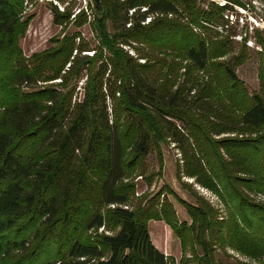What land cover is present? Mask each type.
I'll list each match as a JSON object with an SVG mask.
<instances>
[{
    "label": "trees",
    "instance_id": "trees-1",
    "mask_svg": "<svg viewBox=\"0 0 264 264\" xmlns=\"http://www.w3.org/2000/svg\"><path fill=\"white\" fill-rule=\"evenodd\" d=\"M23 2L0 0V264H219L226 250L264 264V31L252 36L261 50L249 93L236 73L248 36L233 39L229 5L101 0L102 13L65 32L71 0L51 8L60 36L26 58ZM167 143L178 175L218 211L177 199L190 219L180 222L170 189L134 197L136 177L160 178ZM153 220L180 241L178 262L152 244Z\"/></svg>",
    "mask_w": 264,
    "mask_h": 264
},
{
    "label": "rangeland",
    "instance_id": "rangeland-1",
    "mask_svg": "<svg viewBox=\"0 0 264 264\" xmlns=\"http://www.w3.org/2000/svg\"><path fill=\"white\" fill-rule=\"evenodd\" d=\"M60 1L71 3V1L69 0ZM209 1H213L215 4H218L220 6L226 4L231 7V10L225 12V17H228L227 26H229L234 32L233 39L237 43L241 42L242 37L248 36L246 45L250 49V57L242 66H240L236 70V73L239 79L244 82L245 87L247 88L249 93L258 91V63L255 52L260 51L261 48L255 43L252 36L256 30L264 31V2L261 0H241L244 6H238L228 3L226 2V0ZM60 5L64 7V9L70 7L69 5L61 3ZM52 7H56L53 2L45 1L34 5V7L29 9L27 13H23V17L32 15L25 35L19 41V46L26 58H28L33 53L40 52L48 48L52 45V43H50V39L55 38V36H60L59 34L62 30L61 27L54 25L52 22ZM94 14L95 12L93 10L90 18L86 19L87 23L92 20ZM75 30V27L72 25V20H70L65 29V32H73ZM77 30L80 31L81 36L85 41H89L90 48H92L94 46V38L90 33L88 24H85L83 27ZM218 30L221 31V29ZM76 41L78 42L79 40L77 39ZM84 54L91 55L92 52H86ZM83 81L84 80L78 83V88L76 89V91L79 90V98L81 97L82 92L79 87ZM51 83L52 82L46 84L39 83L37 84V88L43 85H50ZM54 83L57 82L55 81L53 82V84ZM162 151L163 170L161 171L160 178L155 177L152 185L148 187L146 182H144L140 176L136 177L134 179V183H136L134 197L138 198L143 195H147L148 197H150L161 188H164L166 190L170 189L175 196L173 197V195L170 194L165 195H167L168 200L171 201L180 222L186 221L189 223L190 219L186 213V210L184 209L182 204L177 201V199H181L193 205H198V202L196 201L197 198L203 199L214 209H216V211H218L221 206L218 203L217 198L212 193L194 184L192 179L184 178L178 175V168L180 169L181 166L180 154L176 150L174 145L171 143H167L166 145H163ZM149 164L151 167H154V169L157 168L156 161L154 159H149ZM259 200L264 201V199ZM102 231L103 229H99L98 233H101ZM148 231L152 244L158 250L163 251V254L166 257L172 258L176 262L180 260L182 254L180 241L163 221H150L148 223ZM189 255L190 252L187 250V256ZM215 257L218 260L219 264H235L237 261H240L244 264H255L249 259H246L230 250H226V252L216 251Z\"/></svg>",
    "mask_w": 264,
    "mask_h": 264
},
{
    "label": "built area",
    "instance_id": "built-area-1",
    "mask_svg": "<svg viewBox=\"0 0 264 264\" xmlns=\"http://www.w3.org/2000/svg\"><path fill=\"white\" fill-rule=\"evenodd\" d=\"M53 2V4L56 6V8L58 9L59 12H63L64 11V7H62L60 5V2H58L57 0H24L23 2V7H24V13H27L29 9H31L32 7H34V5L42 3V2ZM71 1V0H69ZM74 7L71 9L70 12V20H74L76 19V17L80 14H84L88 19L90 18V15L93 11V7L91 5L90 0H74ZM62 4V3H61ZM65 5H68L69 3L66 2L64 3ZM141 11H146V8H142ZM134 12V10H129L128 15H132V13ZM150 20V17H148L146 19V23ZM129 26V25H127ZM114 207V206H111ZM123 208H127L126 206H124ZM100 230H102V228H100Z\"/></svg>",
    "mask_w": 264,
    "mask_h": 264
},
{
    "label": "water",
    "instance_id": "water-1",
    "mask_svg": "<svg viewBox=\"0 0 264 264\" xmlns=\"http://www.w3.org/2000/svg\"><path fill=\"white\" fill-rule=\"evenodd\" d=\"M95 13H102L101 0H90Z\"/></svg>",
    "mask_w": 264,
    "mask_h": 264
},
{
    "label": "crops",
    "instance_id": "crops-1",
    "mask_svg": "<svg viewBox=\"0 0 264 264\" xmlns=\"http://www.w3.org/2000/svg\"><path fill=\"white\" fill-rule=\"evenodd\" d=\"M161 252H163V251H161Z\"/></svg>",
    "mask_w": 264,
    "mask_h": 264
}]
</instances>
